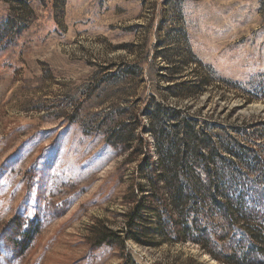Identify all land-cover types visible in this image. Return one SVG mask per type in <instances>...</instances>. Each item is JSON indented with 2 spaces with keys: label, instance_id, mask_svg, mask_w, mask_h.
Returning a JSON list of instances; mask_svg holds the SVG:
<instances>
[{
  "label": "rangeland",
  "instance_id": "rangeland-1",
  "mask_svg": "<svg viewBox=\"0 0 264 264\" xmlns=\"http://www.w3.org/2000/svg\"><path fill=\"white\" fill-rule=\"evenodd\" d=\"M0 30V264H264V0H0ZM156 102L236 151L211 188L247 190L248 226L214 212L201 243L127 237L155 190L106 131L132 113L158 158Z\"/></svg>",
  "mask_w": 264,
  "mask_h": 264
},
{
  "label": "trees",
  "instance_id": "trees-1",
  "mask_svg": "<svg viewBox=\"0 0 264 264\" xmlns=\"http://www.w3.org/2000/svg\"><path fill=\"white\" fill-rule=\"evenodd\" d=\"M141 115L148 120V132L153 137L158 158L152 156V145L144 137L146 128L138 130V120L132 113L114 122L106 131L107 142L113 147L128 143L129 159L137 161V174L147 184L139 187L140 192L146 193L147 186L155 190L139 199L132 198L133 207L127 220L128 238L152 246L150 239L153 236L166 239L169 234H174L178 241L191 239L201 243L212 233L211 215L214 212L224 216L230 226L237 221L235 214L247 226L258 217L259 210L246 207L247 190L238 193L237 189L238 194L231 196L234 186L230 187L224 181L211 188L213 164L219 155L215 152L236 151L227 147L222 150L212 143L209 132L202 128L192 110L156 102L147 105ZM219 158L225 160L226 155L220 154ZM216 175L222 178L221 173ZM232 175L237 180L236 174ZM217 194L229 199L227 202L231 205L219 200ZM151 199H156V206L151 204Z\"/></svg>",
  "mask_w": 264,
  "mask_h": 264
}]
</instances>
